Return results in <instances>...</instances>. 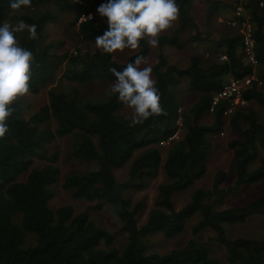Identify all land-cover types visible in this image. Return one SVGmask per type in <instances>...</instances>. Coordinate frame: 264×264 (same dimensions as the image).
<instances>
[{
  "label": "trees",
  "instance_id": "16d2710c",
  "mask_svg": "<svg viewBox=\"0 0 264 264\" xmlns=\"http://www.w3.org/2000/svg\"><path fill=\"white\" fill-rule=\"evenodd\" d=\"M191 1L176 0L179 28L158 37L157 61L151 69L162 114L129 127L121 116L124 106L110 90L99 93L80 87L93 82L113 83L109 69L120 71L137 55L146 58L150 46L141 42L139 51L125 63L99 50L81 52V47L89 46L107 30L103 20L92 19L78 25L74 52L57 54L52 46L42 44L47 24L57 21L61 13H71L76 26L87 5L71 0H32L30 7L13 12L9 0H0V22L24 20L37 26L35 40L26 35L18 43L34 57L29 92L48 89L47 103L27 119L23 117L22 100L14 102L7 121L9 131L0 138V264H264V232L256 237H233L227 229L252 217L264 218V193L243 206L217 208L220 199L236 194L242 186L264 181V166L252 168L264 153V117L255 108V104L264 107L260 87L264 86V7L260 5L264 0H244L257 65H252L244 53L240 27H229L212 40L191 17ZM215 5L211 2L208 19L216 12ZM182 34H187L186 41ZM189 43L213 44L214 49L209 48L207 55L192 56L185 68L171 64L163 49L181 50ZM221 56L226 59L221 60ZM247 76L262 82H254L244 92L248 107L225 116L227 101L222 100L211 110L214 96L230 78ZM64 80L69 82L68 88L50 86ZM184 82L198 95L187 107L179 96ZM228 118L240 135L229 143L234 155V181L223 187L228 175L223 170L216 172L208 188L196 189L188 203L177 210L174 196L206 175L213 152L209 138L223 132ZM51 120L55 129L44 128ZM178 123L184 136L170 143L163 160L158 145L178 132ZM60 136L71 137L68 156L84 165L83 170L68 173L63 181L57 156H49L46 148ZM36 161L43 162L35 166ZM126 166L128 177L121 182L115 172ZM161 169L165 180L158 186L154 208L140 224L145 204L132 201L127 192L144 189ZM22 175H26L24 181L19 180ZM59 184L75 199L108 206L120 221V229L112 233L89 213L76 214L72 206L54 209L51 202ZM16 215L21 216L20 223ZM195 216L199 219L185 245L165 254L151 248L150 236L160 233L173 239ZM207 231L214 233V245L224 252V263L212 243L195 239ZM29 233L35 236L32 245H27Z\"/></svg>",
  "mask_w": 264,
  "mask_h": 264
},
{
  "label": "rangeland",
  "instance_id": "374dc122",
  "mask_svg": "<svg viewBox=\"0 0 264 264\" xmlns=\"http://www.w3.org/2000/svg\"><path fill=\"white\" fill-rule=\"evenodd\" d=\"M236 0H192L190 4V15L196 21L199 28L202 31H207L210 34L212 40L218 39L221 33L225 30L233 28L228 25V21L232 18V6ZM105 2V0H92V3L86 2L88 10L86 12H91L94 14V19L103 20L96 12L97 7ZM211 2H215L216 12L211 19H208V12L211 6ZM232 5V6H231ZM51 10L55 11L51 6H48ZM45 10V8H41ZM74 16L71 13H61L59 14L58 20L55 22L48 23L44 30V37L42 39V44L47 46H52L54 52L57 54L72 53L77 48L78 37H77V24H73ZM180 22L178 16L176 21L172 26L164 31L162 34L170 33L179 28ZM27 33H18L16 34V39L19 41L22 37L26 36ZM182 40H187V34H182ZM209 48L214 49L213 44H195L189 43L183 49L178 50L172 47H165L163 49L164 54L167 56L169 62L181 68H185L190 64V58L194 55H203L209 52ZM87 50H97L95 47V42L91 43L89 46L81 47L82 51ZM137 50H128L125 49L120 52L113 54V59L119 63H125L129 57L137 53ZM158 45L155 48L150 47L148 56L145 58V63L141 67H153L157 61L158 56ZM212 51V50H210ZM207 55V54H206ZM151 78L153 79V74L151 72ZM62 86L63 88L69 87V82L64 80L62 83L59 81L53 83L50 86ZM112 83H97L93 82L92 84L83 85L80 87L81 90L87 91L92 88V92H105L110 90ZM49 86V87H50ZM264 92V86H260ZM47 90L42 89L39 93L29 92L23 97H20L24 104L23 117L29 118L33 113L39 110V108L45 105L48 101ZM179 96L182 100L183 106L191 105L198 95L193 93L187 82H184L179 89ZM250 103L247 104L248 107ZM245 107V108H246ZM255 108L259 110L261 118L264 117V107H260L255 104ZM129 115V109L125 106L121 111V116L126 119ZM243 127L246 124L243 123ZM44 128L48 130L55 129V122L53 120L49 121L47 124L43 125ZM180 127V126H179ZM180 127L175 140H180L185 131ZM239 134L229 125V118L225 124L223 132L218 135L211 136L209 142L211 143L213 152L208 162V169L206 175L198 180L194 186L186 191L179 192L173 198L175 208L177 210L182 209L190 200L191 194L200 188H208L211 184V181L218 171H225L228 175L226 182L223 187H226L228 184H232L234 181V155L233 151L229 148V143L239 138ZM72 139L69 136H60L57 137L53 142L46 146L49 156H57V165L61 170V181L64 177L70 172H77L84 169V165L80 161H76L72 158H69V151L71 147ZM170 143L165 145H158L163 160H165ZM43 161H36L35 166H40ZM264 166V153H261L257 160L253 163L252 168H258ZM129 166L115 172L116 178L123 182L128 177ZM26 175H22L19 180L24 181ZM165 180V174L161 169L158 176L150 180L146 187L142 190H130L127 192V196L134 202L142 201L145 204V209L140 216L139 223L143 224L146 221L147 215L152 208H154L155 201L158 195V186ZM62 183V182H61ZM226 185V186H225ZM60 184L58 185V187ZM264 193V181H260L250 185H244L236 194H229L217 203V208L226 209L230 207H239L243 206L250 201L256 199ZM51 206L54 209H57L61 206H72L76 214L80 213H89L92 217L96 218L97 221L102 224L108 231L115 233L120 229L121 223L115 217L112 210L108 206L100 207L97 202H87L83 200L75 199L72 195V192L61 187L58 188L56 196L51 202ZM18 223L21 222V216L16 215L15 217ZM199 217L195 216L192 218L186 225L184 231L176 236L173 239L166 238L163 234L157 233L148 238L149 244L153 250L159 252L160 254H165L175 248L182 247L185 245L188 240L191 239V229L194 224L198 221ZM231 236H240V237H256L264 232V218L263 217H252L247 222L237 225L234 227L227 228ZM27 245H32L35 242V236L31 233L27 235ZM119 239L117 238V244L119 245ZM195 239L205 241L207 244L214 245L215 235L211 231H207L202 235L196 236ZM117 245V246H118ZM215 246V254L220 258L224 263L225 254L224 252ZM225 264V263H224Z\"/></svg>",
  "mask_w": 264,
  "mask_h": 264
},
{
  "label": "clouds",
  "instance_id": "9594fccd",
  "mask_svg": "<svg viewBox=\"0 0 264 264\" xmlns=\"http://www.w3.org/2000/svg\"><path fill=\"white\" fill-rule=\"evenodd\" d=\"M32 0H9V8L20 11L31 6ZM97 14L107 24V30L95 37V47L104 54L137 50L141 42L155 48L161 33L176 21V0H105ZM91 19V17H89ZM37 26L24 20L14 24L0 22V138L9 131L7 121L13 113L14 102L29 93L31 66L34 57L21 47L16 34L27 33L28 39L37 38ZM143 55H137L122 70L109 69L114 82L110 94L129 109L128 126L142 124L162 114L159 90L151 78V67H141Z\"/></svg>",
  "mask_w": 264,
  "mask_h": 264
},
{
  "label": "built area",
  "instance_id": "2783aa9c",
  "mask_svg": "<svg viewBox=\"0 0 264 264\" xmlns=\"http://www.w3.org/2000/svg\"><path fill=\"white\" fill-rule=\"evenodd\" d=\"M72 3L85 6L86 0H71ZM260 5L264 7V1L260 2ZM234 8L232 12V18L228 21V25L235 27L238 26L242 29L243 39H242V47L244 53L252 65H257V61L254 57V49L256 47L254 36H253V28L250 25L249 19L250 17L246 14V10L244 8V0H236L234 3ZM91 17V19L89 18ZM95 16L91 12H85L82 14L77 20V26L81 23L94 19ZM226 56H221V60H225ZM254 82H257L259 85H262L261 81H258L253 76H247L242 78H230L224 85L223 89L220 93L214 96L212 101L211 110H213L214 106L218 104L220 101H227V106L224 112L225 116H231L234 111L238 108H243L247 106V102L244 99V92L253 85ZM181 126L180 123H178ZM178 132L169 138L167 141L160 142V145H165L171 143V141L176 138Z\"/></svg>",
  "mask_w": 264,
  "mask_h": 264
},
{
  "label": "crops",
  "instance_id": "0c3cea01",
  "mask_svg": "<svg viewBox=\"0 0 264 264\" xmlns=\"http://www.w3.org/2000/svg\"><path fill=\"white\" fill-rule=\"evenodd\" d=\"M233 11V10H232Z\"/></svg>",
  "mask_w": 264,
  "mask_h": 264
}]
</instances>
